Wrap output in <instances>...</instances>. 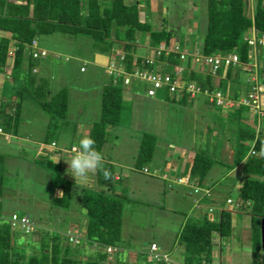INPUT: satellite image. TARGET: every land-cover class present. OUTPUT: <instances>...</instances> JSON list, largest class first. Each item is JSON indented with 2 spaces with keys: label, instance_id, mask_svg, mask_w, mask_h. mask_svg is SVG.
I'll use <instances>...</instances> for the list:
<instances>
[{
  "label": "trees",
  "instance_id": "1",
  "mask_svg": "<svg viewBox=\"0 0 264 264\" xmlns=\"http://www.w3.org/2000/svg\"><path fill=\"white\" fill-rule=\"evenodd\" d=\"M140 2L128 4L126 0H0V77H4L0 91V142L10 143L22 137L23 125L29 120L25 111L31 112V108H38L50 116L39 143L37 156L32 160L27 158V162L29 166L34 165L33 168L50 174V195L47 200L51 209L49 213L54 210V213L61 217L57 223L64 221L67 226L64 232L57 229L47 230L41 228L35 222L34 214H29L27 210L5 214L0 208V264H132L127 257H118L120 253H128V250H138V261L135 264H178L171 253L173 249L168 250V247H164L165 244L161 245L152 240L148 248L136 249L131 243L123 242V213L127 196L118 191L117 183L122 182L123 171L115 170L117 166L113 160L103 162V167L111 173V178L105 180L103 172L98 170L93 181L95 184L92 186L88 183L79 186L64 173L63 157L71 152L59 149L57 142L50 141L49 137L59 127L68 123L69 92L67 88H53V77L49 75V70L40 74L34 73L39 60L47 59L50 54L48 50L40 48L39 38L59 33L75 41L79 56H83L85 50H90L93 58L101 54L110 59L117 51H121L124 55L122 63L128 74L137 68L156 72L161 68L163 73L174 74L175 66L182 64L180 56L176 53H172L168 58L160 56L155 65L146 61L150 57L149 54L162 43L174 47L179 41L175 42L173 38L177 31L167 24L166 18L163 20L164 25L155 30L150 21L149 0H146L144 6ZM201 2L200 6L206 12L207 18L206 30L201 31L203 34L200 37L202 43L199 48L202 54L214 56L237 53L242 65L222 68L216 81L210 74L201 73L193 67L189 60L184 63L187 65L183 81L195 82L203 90L207 89L211 93L221 92L225 97L238 100L242 92L239 72L245 67L253 68L248 65L253 63V60L250 59V44L245 38L250 36L252 29L258 36L264 34V0H254L253 4H249L247 0ZM146 37L149 38L151 52L145 51L148 56L138 55L139 46L143 45ZM193 43L190 46L191 51L195 50ZM258 48L260 55L263 51ZM41 50H46L47 56L35 58L34 52ZM56 58L60 59V56L56 55ZM89 62H81L82 74L87 71ZM110 62L111 59L107 66ZM83 67L86 68L85 71H82ZM260 69L264 70V64ZM110 78L102 86L100 120L94 122L87 133V136L94 139L95 147L101 153L108 141L110 128L121 124L126 105L123 78H119L117 83L114 82L113 76ZM132 85H140L148 97V83L133 80ZM252 88V81H249L246 95ZM166 93V100L173 102L186 104L203 97L209 108H216L222 113L230 108L218 105L216 101L211 102L205 94L192 98L185 90H182L181 96ZM243 106H236L240 114L236 116L233 126H230L235 139L229 149L234 161L231 171L238 167L241 175L228 191L226 202H218L216 190L210 191L209 195L204 193L207 189L205 180L215 164L207 150L197 152L181 171L180 176L188 177L190 182L188 186L179 185L190 189L194 198L193 207L202 210L200 216L187 214L176 235V243L184 248L183 264L212 263L215 259V236L231 239L234 232L233 213L243 210L244 207L252 221L253 256L260 260V264H264L259 234V223L264 219V156L259 155L264 143V129L259 128L256 122H248L247 117L242 114ZM253 112L254 118L260 117L259 113ZM76 129L77 126L74 127V133ZM7 137L10 141L4 140ZM156 140L152 134L144 135L136 155L135 166L165 184L168 180L171 184H178L176 181H170L169 175L163 171V168H167V162L160 165V162L154 160ZM50 146H53L54 150L49 149ZM53 152L61 154L62 157L55 160L52 157ZM8 161L9 157L0 153V206L4 198L9 194L16 195L17 192L12 190L14 186L9 177ZM168 188L171 189L172 186ZM233 188H238L241 205L229 197ZM78 193L81 195L80 201L77 200ZM229 199L231 203H228ZM207 201L209 206L204 207ZM73 212L76 214H72ZM14 214L29 215L34 223V231L26 232L20 225L14 226ZM21 234L25 236L24 241ZM72 235L76 236L77 241L71 240ZM153 243L159 245L158 252L161 257L164 254L171 256L170 263H167L165 258L161 261L150 258ZM108 247L115 250L108 252ZM29 248H32L31 252L28 251Z\"/></svg>",
  "mask_w": 264,
  "mask_h": 264
},
{
  "label": "rangeland",
  "instance_id": "2",
  "mask_svg": "<svg viewBox=\"0 0 264 264\" xmlns=\"http://www.w3.org/2000/svg\"><path fill=\"white\" fill-rule=\"evenodd\" d=\"M139 1L143 3V6L146 3V0L144 2L142 0H126L128 4H135ZM149 2L150 21L155 30L164 25L163 20L166 18L167 24L177 31L173 38L175 42L180 41L182 50H189L193 42H195L193 43L195 44L194 49L200 47L202 43L200 37L203 34L201 31L203 29L205 31L207 26L206 12L200 6L201 0H149ZM148 42L149 38L147 37L142 45L144 48H141L140 45L138 52H151ZM75 44L72 38L59 33L39 38L40 48H45L50 53L44 61L48 65L49 75L53 77V88L55 90L67 88L69 92L68 123L59 127L49 137L50 141L57 142L58 146L67 150L71 149L72 144H78V139H75V126L78 128L82 125L85 128L84 133L87 134L91 125L100 120L102 83L107 79L104 75V68L95 72L91 63L93 55L90 50H85V54L79 56ZM56 55L60 56V59H57ZM86 60L90 61L89 70L82 74L80 72L81 62ZM259 62L260 64L264 63V53L259 55ZM62 69L66 71L65 76L62 75ZM239 73L241 85L238 84V86H241L242 92L238 99L246 95L245 91L249 81L255 75V71L253 68L245 67ZM259 74V79H261V69ZM252 85L256 84L252 82ZM228 87L230 89L231 86ZM134 88L133 97L126 100L121 124L110 128V135L102 152L103 158L111 159L116 163L115 170L117 172L123 171V180L117 183L118 191L127 196L123 213V242L131 243L138 249L148 248L149 242L155 240L161 245L165 244L164 247H168V250L175 251L178 245L175 241L176 235L180 230L181 222L185 220L194 205V198L190 194V189L187 190L179 184H171L169 180L165 184V182L150 177V174L137 169L135 160L142 138L146 133L156 137L154 160L160 162V165L168 162L165 172L168 173L172 182L181 175L180 166L183 169L197 152L207 150L215 160V164L205 180L206 188L210 191L218 190L219 199H224L226 202L227 191L232 188L234 181L241 175L238 167L231 171L234 161L229 150L233 139H235V134L231 131L230 126H233L236 116L240 113L236 107L224 110L225 113L216 108H209L203 97H199L194 102L183 104L166 100L167 93L165 91H158L156 98H148L144 88L142 89L140 85H134ZM263 97L264 93L261 95L262 101ZM262 101L260 117L254 118L253 111L255 109H252L250 105H244L242 108L244 117L248 119V115L252 114L254 118L252 120H255L257 126H260V122L264 120ZM25 114L29 120H26V124L23 125L22 137L16 138L10 143L0 142V153H4L10 159L8 166L10 168L9 177L14 186L12 190L17 191L16 195L15 193L9 194L4 198L0 208L5 214L27 210L29 214L30 212L34 214L35 222L41 228L57 229L64 232L67 229L65 222L57 223L61 219L60 215L54 213V210L49 213L51 209H49L47 200L50 195L48 187L50 174L42 169L33 168L34 165L29 166L27 162V158L32 160L37 156L39 143L44 136V129H46L50 116L38 108H31V112L27 110ZM79 135L77 134V136ZM4 140L10 141L9 137ZM70 155L63 158L65 163L63 169L66 175H69V165L65 160L69 159ZM52 157L57 160L54 152ZM69 176L75 180L74 177ZM95 176V174L92 175L87 182L89 186L95 184L93 182ZM238 182H241V178ZM122 186L125 188L122 189ZM169 186L172 188H168ZM80 196L78 193L77 200L79 201ZM229 197L235 203H240L238 188H233ZM208 206L207 201L204 207ZM72 214H76V212ZM246 214L243 209L239 210L238 214L235 213L233 217L237 218L241 227L244 225L252 227L251 216ZM259 228L262 255L261 222ZM248 232L246 235L249 239L247 242L251 253L249 263L260 264V260L253 256L254 240L252 232L250 230ZM21 237L24 241L25 236ZM231 239H226L222 249L224 261L227 260L229 248L233 245ZM31 249L29 248L28 251ZM137 251L128 250V253H120L118 257L120 259L127 257L130 263L135 264L138 261Z\"/></svg>",
  "mask_w": 264,
  "mask_h": 264
},
{
  "label": "built area",
  "instance_id": "3",
  "mask_svg": "<svg viewBox=\"0 0 264 264\" xmlns=\"http://www.w3.org/2000/svg\"><path fill=\"white\" fill-rule=\"evenodd\" d=\"M254 0H247L249 4H253ZM250 44V59L253 63L248 64L254 68L255 75L251 78V81L256 85L253 86L252 91L238 100H232L228 97L223 96L221 92H209V90H203L200 85H197L195 82L185 83L183 81V73L186 69L185 62L189 61L192 63L193 67H196L201 73L210 74L216 81H218L219 73L224 67H236L242 65L239 55L237 53H232L229 55H214V56H205L202 54L199 47H197L193 52L186 49L182 50L180 42L177 41L174 47H169L167 44L162 43L158 48L152 51L150 57H148L146 63L150 65H155V63L160 59V56L164 55L168 58L172 53H176L180 56L181 63L176 65L174 68V74L163 73L160 71L156 72L155 70L144 69L140 70L139 68L135 69L132 73L128 74L125 71L123 58L124 55L121 51H117L114 54V57L111 59L109 66H107V74L113 76L115 83L118 82L119 78H123L124 87H129L133 84V80H140L142 82L148 83L149 88L147 89L148 97H155L158 91L170 92V94H175L181 96L182 90L191 94L192 98H195L197 95L205 94L209 97L211 102L216 101L218 105H225L227 107H236L241 105H250L251 108L255 109L254 111L262 114L260 110L261 106V95L264 93V84L260 82L259 79V70L260 64L258 55L260 47L264 53V34L258 36L254 29L250 36L245 38ZM34 47H36V42H34ZM48 52L46 50L35 51L34 57H46ZM86 68L83 67L82 71H85ZM0 132L2 130L0 129ZM73 149V147H72ZM72 149L70 152H72ZM165 178H167L165 176ZM176 182L181 185H189V178L180 176L176 179ZM199 189L197 188L196 191ZM204 193L209 195L210 190H204ZM232 201L229 199L228 203ZM13 225H20L22 229L26 232L34 231V223L30 220L29 215L19 216L14 214L12 217ZM72 241H77L76 236H71ZM108 252H112V247L107 248ZM159 245L153 243L150 249V258L154 261H161L162 258H165L167 263L172 261V258L169 254H164L163 257L159 254ZM204 264H223L220 260H213L212 263L205 262Z\"/></svg>",
  "mask_w": 264,
  "mask_h": 264
},
{
  "label": "crops",
  "instance_id": "4",
  "mask_svg": "<svg viewBox=\"0 0 264 264\" xmlns=\"http://www.w3.org/2000/svg\"><path fill=\"white\" fill-rule=\"evenodd\" d=\"M141 48H144V47L142 46ZM188 51H191L190 48H189ZM191 52H193V51H191ZM140 54L143 55V56H148V54L146 55V52L145 53L144 52L141 53L139 51L138 55H140ZM113 57H114V55H113ZM112 58H110V59H112ZM110 59H108L107 56H104V55H101V54H97L91 60V63L93 65V67L95 68V72L96 73H97V71H99L100 68H102V69L105 68L104 69V71H105L104 75H105V77L107 79H105V81L102 83V86L111 79L109 74H107V65H108V62H109ZM46 70H48V65L45 63L44 60H39L37 66L34 68V73H36V74L39 73L40 74V73H43V71H46ZM62 70H63L62 71V75L65 76L66 71H64V69H62ZM88 70H89V66H87V71L83 72V73L84 74L87 73ZM260 80L264 84V70L261 71V79ZM3 81H4V77L1 76L0 77V89L3 87ZM133 93H134L133 85L129 86V87H124V99L125 100H130L131 97H133ZM262 102L264 104V97H263V101ZM248 119H249L248 120L249 123H253L255 121V120H252V119H254L252 114L248 115ZM263 124H264V120L261 122V125L259 126V128H263L264 129V125ZM80 126L76 129V134H75V137H76L75 139H78V140L82 136L87 135L86 133H84L85 128L82 125H80ZM77 134H80L79 136H81V135L82 136L80 138H78L79 136H77ZM76 145L77 144H72L71 147L76 146ZM50 149L54 150L53 146H50ZM59 149H62L65 152L68 151L66 148H62V147H59ZM55 156H56L57 159L62 157L61 154H57V153H55ZM168 157L171 158L172 156H168ZM104 160H107V159L104 158ZM180 167H181V171H182V166H180ZM165 169H167V168H163V171H165ZM183 169H184V167H183ZM165 174H168V173L165 172ZM217 193H218V191H216V193H215L216 199H218V202L224 204L225 200L224 199L220 200L219 199L220 197L217 195ZM241 204L242 203H240V205ZM228 209H230L229 206H228ZM243 209H245V212L247 213L246 215L250 216V214L248 213V210L245 207ZM201 211L202 210H200V209L192 207L190 212H189V214L195 215V216H200V215H202ZM234 212L238 214V211L237 212L234 211ZM235 213H233V215ZM232 219H233V231L234 232H233V237H232L231 240H233V245L229 248L227 260L224 261V256H223V252H222L223 246H225L226 239H221L218 236H215V238H214V244H215V250H214L215 259L214 260H220L223 264H251V263H249L250 262L251 253L249 252L250 248L248 247L249 245H248V242H247L249 239H248V236L246 235V232H248L249 230L251 231V229H250L251 227H250V225H244V226L241 227L240 224H239V221L237 220V218L232 217ZM231 243H232V241H231ZM245 243H247V244H245ZM176 247H177L176 250L175 251L172 250V252H171L173 254V258L178 264H183V261H184V248L181 245H179V244Z\"/></svg>",
  "mask_w": 264,
  "mask_h": 264
},
{
  "label": "clouds",
  "instance_id": "5",
  "mask_svg": "<svg viewBox=\"0 0 264 264\" xmlns=\"http://www.w3.org/2000/svg\"><path fill=\"white\" fill-rule=\"evenodd\" d=\"M259 155L264 156V143ZM65 161L69 165L68 174L75 178L77 185L87 183L98 170L103 172L105 180L111 178V173L103 167V154L97 150L95 141L90 136H82L78 144L73 146L69 159Z\"/></svg>",
  "mask_w": 264,
  "mask_h": 264
},
{
  "label": "water",
  "instance_id": "6",
  "mask_svg": "<svg viewBox=\"0 0 264 264\" xmlns=\"http://www.w3.org/2000/svg\"><path fill=\"white\" fill-rule=\"evenodd\" d=\"M261 231H262V261L264 262V219L261 222Z\"/></svg>",
  "mask_w": 264,
  "mask_h": 264
}]
</instances>
